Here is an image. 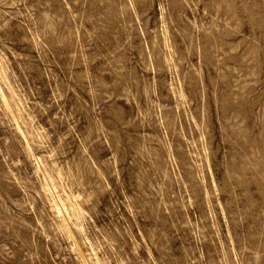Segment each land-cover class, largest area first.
<instances>
[{"label":"rangeland","instance_id":"rangeland-1","mask_svg":"<svg viewBox=\"0 0 264 264\" xmlns=\"http://www.w3.org/2000/svg\"><path fill=\"white\" fill-rule=\"evenodd\" d=\"M0 264H264V0H0Z\"/></svg>","mask_w":264,"mask_h":264},{"label":"bare ground","instance_id":"bare-ground-1","mask_svg":"<svg viewBox=\"0 0 264 264\" xmlns=\"http://www.w3.org/2000/svg\"><path fill=\"white\" fill-rule=\"evenodd\" d=\"M58 210V209H57ZM60 211V210H59Z\"/></svg>","mask_w":264,"mask_h":264}]
</instances>
